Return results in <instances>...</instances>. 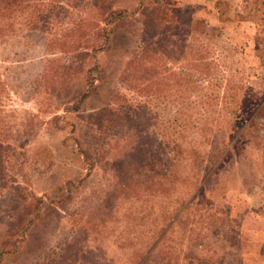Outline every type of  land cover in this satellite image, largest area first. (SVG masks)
I'll use <instances>...</instances> for the list:
<instances>
[{
	"label": "rangeland",
	"instance_id": "obj_1",
	"mask_svg": "<svg viewBox=\"0 0 264 264\" xmlns=\"http://www.w3.org/2000/svg\"><path fill=\"white\" fill-rule=\"evenodd\" d=\"M154 12L177 35L134 72L126 23L75 62L59 27L0 38V264H264V0ZM185 78L219 103L190 104Z\"/></svg>",
	"mask_w": 264,
	"mask_h": 264
},
{
	"label": "trees",
	"instance_id": "obj_2",
	"mask_svg": "<svg viewBox=\"0 0 264 264\" xmlns=\"http://www.w3.org/2000/svg\"><path fill=\"white\" fill-rule=\"evenodd\" d=\"M160 2L161 0H0V38L16 34L19 30L24 28L40 29L44 32L51 33L58 29L56 27H59L65 31L64 39H71V41L66 42V45L70 42L69 48L65 49L68 54L66 58L75 62L78 60L81 61L82 58L85 59L89 56L87 51L90 48V43H94L95 39L98 37L97 34H101L97 31L101 28L102 22L110 26V28H107L105 31V42L113 40V35L117 32L118 24L126 23L128 25L127 30L132 31L138 38L136 45L137 57L131 65L134 66V69H130L134 72L135 70L148 68L143 65L140 58L147 52L151 54L156 52L155 43L157 39L159 41L160 38L165 35L164 33H169L172 36L177 35L175 34V32H177L175 31L176 29L173 30V28H175L173 27L174 21L171 23L169 22V29L166 30L165 28H167L166 24H168V22H162L155 18V6ZM139 10L141 12H139ZM137 14H141V19L138 16L136 17ZM195 23L200 26V29H202L201 33H203V36L206 38L209 37L207 35L210 31L215 30L214 28H210L203 21H195ZM212 37L213 35H211L210 42L215 43ZM82 42H88L89 46H81L80 44ZM151 42L154 43L151 44ZM168 44L170 43H167V45ZM195 44H197V42ZM201 45L202 49L201 55L198 57V65L203 62L205 69L202 72L207 74V72L213 70V67L205 65L204 63L211 55L208 51L209 48H207L204 43H201ZM213 45L215 46V44ZM96 49L106 51L105 46H100V48L98 47ZM162 50L165 51L166 47L162 48ZM223 65L226 66L224 62ZM64 68H69L70 70L69 62L64 63ZM217 69L218 67L216 70ZM130 70H128V72H130ZM85 71L86 70L80 71V74ZM87 73H91V71L88 70ZM59 75H61V79L66 78L68 82V84H64L62 88L57 85L59 82L56 81ZM82 75L85 76V74ZM72 77L74 76L69 72H66L65 78L64 71L62 74L59 73L57 77H53V80L50 81L54 84L50 91L52 92V89L56 92L60 90H69L71 88L70 83H73ZM193 78L198 79L196 77ZM185 80H187L188 83L186 101L190 100L188 96L202 93L201 87L198 86L202 85L200 81H210L205 78H201L199 81L191 78H185L184 81ZM216 80L223 81V77L217 78ZM1 90L2 88H0V103L3 97ZM203 93L205 94L197 96L200 98H196L195 101L190 100L189 103L199 104L202 102L207 104L212 103V101H214L213 103L215 104L219 103L217 100L209 101L206 98V96H208L206 92ZM3 94H6V92L3 91ZM208 109L210 108H206V111ZM212 112H215V110ZM232 120L235 126L239 125L242 121L240 116H236L235 118L232 117ZM201 123L202 121H197L196 124ZM208 123L209 122H206L205 124ZM185 126H183V128H185ZM1 131L2 128L0 127V156H5V154H3L5 141L1 138L3 137Z\"/></svg>",
	"mask_w": 264,
	"mask_h": 264
},
{
	"label": "crops",
	"instance_id": "obj_3",
	"mask_svg": "<svg viewBox=\"0 0 264 264\" xmlns=\"http://www.w3.org/2000/svg\"><path fill=\"white\" fill-rule=\"evenodd\" d=\"M162 1V0H161ZM206 24L209 26V27H211L209 24H208V22L206 21Z\"/></svg>",
	"mask_w": 264,
	"mask_h": 264
}]
</instances>
